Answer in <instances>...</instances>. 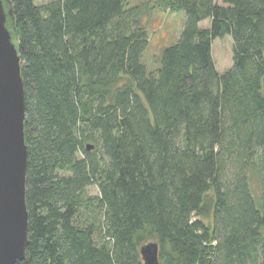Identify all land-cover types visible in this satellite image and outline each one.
I'll list each match as a JSON object with an SVG mask.
<instances>
[{"label":"trees","instance_id":"obj_1","mask_svg":"<svg viewBox=\"0 0 264 264\" xmlns=\"http://www.w3.org/2000/svg\"><path fill=\"white\" fill-rule=\"evenodd\" d=\"M9 2L28 153L15 264H143L148 241L160 264H264V0ZM161 11L184 22L148 69Z\"/></svg>","mask_w":264,"mask_h":264},{"label":"water","instance_id":"obj_2","mask_svg":"<svg viewBox=\"0 0 264 264\" xmlns=\"http://www.w3.org/2000/svg\"><path fill=\"white\" fill-rule=\"evenodd\" d=\"M24 121L21 58L12 7L9 0H0V264L20 261L28 243ZM139 253L143 264H160L155 241L142 244Z\"/></svg>","mask_w":264,"mask_h":264},{"label":"rangeland","instance_id":"obj_3","mask_svg":"<svg viewBox=\"0 0 264 264\" xmlns=\"http://www.w3.org/2000/svg\"><path fill=\"white\" fill-rule=\"evenodd\" d=\"M47 0H35L36 3L46 2ZM144 0H128V4L138 3ZM184 22L182 12L161 11L153 12L148 16L146 28L148 31L149 44L143 53V62L148 69L155 68L159 63V56L162 49L179 38L180 31ZM208 26V20L200 23V27ZM211 54L214 65L218 72H223L232 64V38L226 35L223 38H216L211 44ZM88 195L98 194L95 186H88L86 189ZM256 195H259L264 200V188H256ZM83 220H87V215H82ZM209 219H204V222H209ZM149 242V241H148Z\"/></svg>","mask_w":264,"mask_h":264}]
</instances>
